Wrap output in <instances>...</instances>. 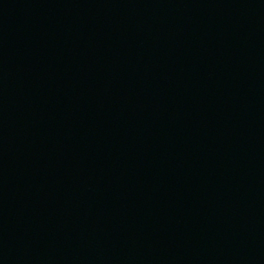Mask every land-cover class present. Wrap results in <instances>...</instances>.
Returning <instances> with one entry per match:
<instances>
[{
  "label": "water",
  "instance_id": "95a60500",
  "mask_svg": "<svg viewBox=\"0 0 264 264\" xmlns=\"http://www.w3.org/2000/svg\"><path fill=\"white\" fill-rule=\"evenodd\" d=\"M0 264H264V0H0Z\"/></svg>",
  "mask_w": 264,
  "mask_h": 264
}]
</instances>
